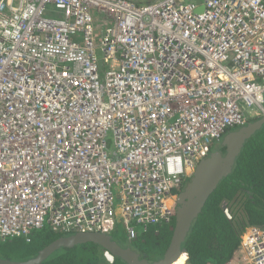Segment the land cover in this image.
Masks as SVG:
<instances>
[{
  "label": "built area",
  "instance_id": "2783aa9c",
  "mask_svg": "<svg viewBox=\"0 0 264 264\" xmlns=\"http://www.w3.org/2000/svg\"><path fill=\"white\" fill-rule=\"evenodd\" d=\"M263 115L264 0H0V241L169 223L199 160ZM213 264H264V227Z\"/></svg>",
  "mask_w": 264,
  "mask_h": 264
},
{
  "label": "trees",
  "instance_id": "16d2710c",
  "mask_svg": "<svg viewBox=\"0 0 264 264\" xmlns=\"http://www.w3.org/2000/svg\"><path fill=\"white\" fill-rule=\"evenodd\" d=\"M132 1L145 4L141 0ZM218 148L223 149L221 142L213 149ZM223 204L229 208L231 219L225 215ZM173 224L174 219L143 230L136 234L130 247L149 261L161 258L170 242ZM248 225L264 227V123L245 141L232 172L220 181L194 220L182 243L184 254L172 264L228 261L239 244L242 230ZM59 235L43 229L31 235L28 242L23 238L0 241V257L15 260L13 256L23 252L19 258L28 259ZM103 250L98 244L89 242L72 248L61 247L40 264H126L116 256L113 263L107 262Z\"/></svg>",
  "mask_w": 264,
  "mask_h": 264
},
{
  "label": "water",
  "instance_id": "95a60500",
  "mask_svg": "<svg viewBox=\"0 0 264 264\" xmlns=\"http://www.w3.org/2000/svg\"><path fill=\"white\" fill-rule=\"evenodd\" d=\"M202 10V5L196 9L197 12ZM263 123L264 115L236 129L229 130L220 141L223 149L213 150L209 155L199 160L192 176L178 194L172 235L161 258L149 261L146 257H141L132 247L121 245L111 235L99 232H77L59 235L50 243L45 244L36 255L25 260L0 257V264H40L61 247L72 248L77 244L88 242L98 244L126 264H172L184 254L182 243L185 241L194 220L202 212L208 198L215 191L220 181L232 172L245 141ZM225 205L223 204V209Z\"/></svg>",
  "mask_w": 264,
  "mask_h": 264
},
{
  "label": "bare ground",
  "instance_id": "6f19581e",
  "mask_svg": "<svg viewBox=\"0 0 264 264\" xmlns=\"http://www.w3.org/2000/svg\"><path fill=\"white\" fill-rule=\"evenodd\" d=\"M31 2L30 3H25V4H23V5H25L28 9H32V6H31ZM129 7V5H126V4H121V5H118V8H121V9H124V8H128ZM107 13L108 12H106V13H104L103 15H97L94 19H91V21L93 22V23H98L97 21H94L95 19H97V17L98 18H102V19H104L105 17H106V15H107ZM124 15V14H123ZM122 15V16H123ZM94 16V15H93ZM123 19H125V20H128V18L124 15L123 17H122ZM124 23V22H123ZM129 25H131L130 23H126V27H128ZM59 27H58V29L60 30V32L62 33V35H65L66 34V26L64 25V24H61V25H58ZM48 29H52L53 28V24L52 23H49L47 26H46ZM125 27V28H126ZM117 33H119V30L117 29L116 31H115V34H117ZM83 36H86L87 35V32H85V31H82V33H81ZM102 44V41H100V40H98V39H95V40H93V41H90L89 43H88V45H90V49H94V50H96L100 45ZM103 44L104 45H109V42L107 41V40H103ZM114 54H116V52H115V50H113L111 53H110V55H114ZM71 55H73L72 53H71ZM115 59V62H119L120 60V58L119 57H115L114 58ZM125 64L123 63V66H124ZM138 99L141 101V102H143L142 101V96H139L138 97ZM157 115V109L155 110V116ZM249 122V121H248ZM111 160H113V157L111 156ZM76 172H80V174L82 175V177L79 179L80 181H84L85 179H86V175H87V171L85 170V167H79V168H77V171ZM23 190V187H21L20 185H19V187H18V189H15L14 191H15V193H17V194H19V195H21L20 193H21V191ZM3 200V199H2ZM225 208H226V206H225ZM0 218H2V217H0ZM12 221L10 220V219H8V220H6L5 222H3V227H8V225H9V223H11ZM32 235V234H31ZM31 237V236H30ZM29 240H31V238H29Z\"/></svg>",
  "mask_w": 264,
  "mask_h": 264
},
{
  "label": "rangeland",
  "instance_id": "374dc122",
  "mask_svg": "<svg viewBox=\"0 0 264 264\" xmlns=\"http://www.w3.org/2000/svg\"><path fill=\"white\" fill-rule=\"evenodd\" d=\"M132 1V0H131ZM142 2H144L145 4H147L146 2L148 1H156V0H141ZM185 1H201V0H185ZM134 2V1H132ZM138 5H143V4H139L137 2H134ZM149 3V2H148ZM98 56L100 57V53H98ZM104 64L103 62L100 60L99 61V72H100V77H101V80L104 81ZM106 141H107V149H108V152H109V155L110 156H113L112 155V151L114 150V147H113V135H112V132L111 131H108V133L106 134ZM185 186V185H184ZM117 202V201H116ZM132 226H134L135 230H136V233L139 234L141 232H143L142 230V226L139 225V224H136V222L134 220L131 221L130 223ZM154 225H150V228L153 227ZM36 232V231H35ZM34 232V233H35ZM33 233V234H34ZM112 238H114V240H116L117 242H119L121 245H132V240H128L126 238V232H125V228L124 226L122 225V223H119L115 230L112 232L111 234ZM13 250V249H11ZM23 254V252H19V253H16L15 256H13V259L15 260H23L22 258H19L21 255ZM25 259V258H24Z\"/></svg>",
  "mask_w": 264,
  "mask_h": 264
},
{
  "label": "flooded vegetation",
  "instance_id": "af4514ba",
  "mask_svg": "<svg viewBox=\"0 0 264 264\" xmlns=\"http://www.w3.org/2000/svg\"><path fill=\"white\" fill-rule=\"evenodd\" d=\"M217 147V146H216ZM217 150H220L219 148Z\"/></svg>",
  "mask_w": 264,
  "mask_h": 264
},
{
  "label": "clouds",
  "instance_id": "9594fccd",
  "mask_svg": "<svg viewBox=\"0 0 264 264\" xmlns=\"http://www.w3.org/2000/svg\"><path fill=\"white\" fill-rule=\"evenodd\" d=\"M256 119H257V118H256ZM216 146H217V145H216ZM216 146H215V147H216Z\"/></svg>",
  "mask_w": 264,
  "mask_h": 264
}]
</instances>
